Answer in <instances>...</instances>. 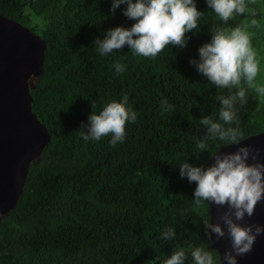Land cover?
<instances>
[{
  "label": "trees",
  "instance_id": "obj_1",
  "mask_svg": "<svg viewBox=\"0 0 264 264\" xmlns=\"http://www.w3.org/2000/svg\"><path fill=\"white\" fill-rule=\"evenodd\" d=\"M111 3L0 0V14L46 43L30 93L32 111L50 134L16 207L0 216V264H165L178 248L186 251L185 264H193L191 250L208 244L210 206L194 203L196 184L180 177L179 166H206L228 145L208 140V149L197 154L206 134L200 119L222 123L217 96L228 90L211 84L190 61H198V50L211 41L210 28H235L245 16L224 24L206 0H194L203 15L186 34V47L166 46L154 58L128 46L102 56L94 41L135 23L122 15L126 5L113 14ZM249 6L260 25L249 29L257 51L264 42V0ZM116 64L125 70L116 73ZM257 81L264 84L261 73ZM124 96L137 113L126 123L124 142L111 146V134L84 141L82 123ZM164 100L171 111L164 110ZM236 109L241 140L264 132V97L249 90ZM168 228L175 237L162 239Z\"/></svg>",
  "mask_w": 264,
  "mask_h": 264
},
{
  "label": "clouds",
  "instance_id": "obj_2",
  "mask_svg": "<svg viewBox=\"0 0 264 264\" xmlns=\"http://www.w3.org/2000/svg\"><path fill=\"white\" fill-rule=\"evenodd\" d=\"M206 2L224 24L237 16H245V19L232 29L210 28L211 41L198 50V61H190L211 84L228 90V95L217 96L221 105L219 121L222 123L210 116L200 119L206 134L197 144L200 150L197 154L206 151V141L213 139L236 146L237 150L217 152L210 158L214 162L207 167L185 162L179 166V175L196 184L193 201L197 206L207 204L226 208L219 218L222 224L205 222L204 235L208 244L191 250L193 264H238L237 257L250 253L257 237L264 235V226L241 223L246 217H253L257 205L264 202V163L259 162L256 148L240 146L243 133L239 129L236 109L237 103L246 102L249 90L264 97V84L257 81L260 60L252 45L254 33L249 31L260 25L255 18L257 12L249 6L256 0ZM121 5H126L122 15L135 23L130 28L109 30L103 40L96 39L94 43L102 56L125 46L135 55L146 58L156 57L169 45L184 48L188 43L186 34L198 28L197 21L203 15L194 0H112L110 11L114 14ZM114 67L118 74L125 70L121 64ZM161 104L165 111L172 110L167 100ZM136 118L137 113L128 106V98L124 96L120 102L108 103L98 114L92 112L88 123L81 125L82 138L84 141H100L111 134L109 144L115 146L125 140L126 123L135 122ZM234 123L236 126L232 127ZM174 237L175 230L168 228L161 238L169 240ZM225 237L230 241V247L221 255L213 245ZM214 252L218 254V260ZM186 259L185 249L178 248L165 264H185Z\"/></svg>",
  "mask_w": 264,
  "mask_h": 264
},
{
  "label": "water",
  "instance_id": "obj_3",
  "mask_svg": "<svg viewBox=\"0 0 264 264\" xmlns=\"http://www.w3.org/2000/svg\"><path fill=\"white\" fill-rule=\"evenodd\" d=\"M45 51L46 43L40 36L0 14V216L16 207L30 165L40 160L50 142L48 130L32 111L30 93L42 73ZM244 145L256 148L259 162L264 163V132L241 140L240 146ZM236 150V146L226 145L212 156L219 151ZM213 162L209 159L206 167ZM225 211L226 208L211 205L209 221L222 224L219 218ZM241 223L264 226V202L257 205L253 217H246ZM229 247L227 237L213 245L221 255ZM237 261L238 264H264V235L257 237L252 251L237 257Z\"/></svg>",
  "mask_w": 264,
  "mask_h": 264
},
{
  "label": "rangeland",
  "instance_id": "obj_4",
  "mask_svg": "<svg viewBox=\"0 0 264 264\" xmlns=\"http://www.w3.org/2000/svg\"><path fill=\"white\" fill-rule=\"evenodd\" d=\"M31 18L32 16H30V19ZM259 43H258L257 53H258V59L260 60V73L263 75V79H264V42L261 44Z\"/></svg>",
  "mask_w": 264,
  "mask_h": 264
}]
</instances>
